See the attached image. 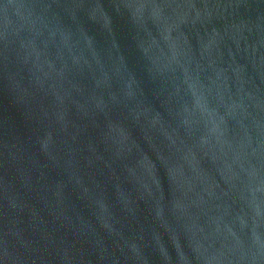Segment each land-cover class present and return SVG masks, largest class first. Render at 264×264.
<instances>
[{"label":"water","instance_id":"water-1","mask_svg":"<svg viewBox=\"0 0 264 264\" xmlns=\"http://www.w3.org/2000/svg\"><path fill=\"white\" fill-rule=\"evenodd\" d=\"M0 264H264V0H0Z\"/></svg>","mask_w":264,"mask_h":264}]
</instances>
